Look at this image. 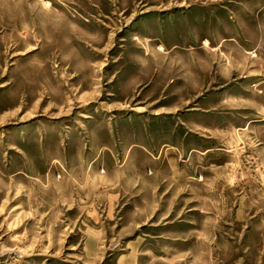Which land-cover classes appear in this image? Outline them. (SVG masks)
Listing matches in <instances>:
<instances>
[{
	"label": "rangeland",
	"instance_id": "1",
	"mask_svg": "<svg viewBox=\"0 0 264 264\" xmlns=\"http://www.w3.org/2000/svg\"><path fill=\"white\" fill-rule=\"evenodd\" d=\"M0 264H264V0H0Z\"/></svg>",
	"mask_w": 264,
	"mask_h": 264
}]
</instances>
